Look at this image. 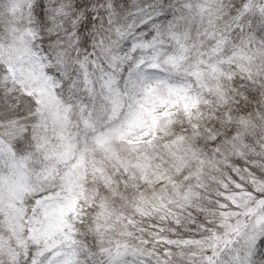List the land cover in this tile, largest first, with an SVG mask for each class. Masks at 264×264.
<instances>
[{"label":"snow or ice","instance_id":"1","mask_svg":"<svg viewBox=\"0 0 264 264\" xmlns=\"http://www.w3.org/2000/svg\"><path fill=\"white\" fill-rule=\"evenodd\" d=\"M0 264H264V0H0Z\"/></svg>","mask_w":264,"mask_h":264}]
</instances>
